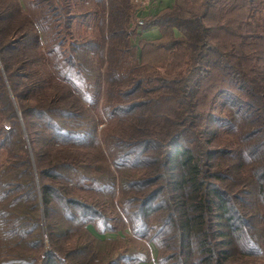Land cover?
<instances>
[{"label":"trees","instance_id":"1","mask_svg":"<svg viewBox=\"0 0 264 264\" xmlns=\"http://www.w3.org/2000/svg\"><path fill=\"white\" fill-rule=\"evenodd\" d=\"M79 1L0 0V264L72 263L75 253L46 248L41 202L107 222V199L155 244L159 264L173 254L176 264H225L245 193L248 210L264 212V0H176L156 17L135 15V28L123 0H83L99 10L80 15ZM79 16L99 31L80 50ZM153 22L162 37L136 44ZM223 31L238 40L216 41ZM126 54L138 64L121 73ZM66 218L71 238H106ZM246 245L260 246L248 234Z\"/></svg>","mask_w":264,"mask_h":264},{"label":"rangeland","instance_id":"2","mask_svg":"<svg viewBox=\"0 0 264 264\" xmlns=\"http://www.w3.org/2000/svg\"><path fill=\"white\" fill-rule=\"evenodd\" d=\"M126 6L129 12L130 23L132 22L131 25L133 26V28H135L138 21L135 15H139V12L141 10H139L136 4H134L131 0H123L122 4L119 6V9L127 12ZM97 7L98 6L94 5L93 1L89 4V1L82 0L77 2V5L75 6L73 11L80 15V13H83L85 10L97 11L99 10L97 9ZM257 18L259 21H261V24H264V10L261 13L257 14ZM72 21V23H74V41L77 42L76 45L79 47V50L83 48L87 40L94 37L99 38V31H97L96 28L97 20L94 16L82 18H80L79 16L77 18H74ZM232 29L235 31V28ZM216 35L217 36H215L214 39L224 44H230V41L238 40L237 38H233V36L225 33V31H223V33L216 32ZM134 41L139 45V42H137V40ZM135 51L136 46L133 49V52ZM133 60L134 59L131 58L130 54H126L123 65L119 67L120 72H126L128 69V65L131 66L138 64L137 61ZM104 87L105 81L103 76V90L105 89ZM206 102H208V98H206ZM103 104L104 101L102 97L97 103L98 109H94L98 113L97 115H99L97 116V118L103 117L104 119L103 123L95 133L97 134V136L100 135L101 130H105L104 126L107 125L108 121L106 118L108 117V113L106 110L104 111ZM21 115L22 114L19 111L18 116L20 118V121L23 123V117H21ZM92 136L93 134L89 136V140L93 138ZM7 156L8 155L6 151H2L0 153V167L6 161ZM95 157L102 160V163L106 165V161H104L99 154H97V156ZM93 159L94 158H92L90 161H92ZM227 162L232 164L234 161L231 159V157H229V159H227ZM81 184L85 185V182L82 181ZM67 187L69 193H86L85 190H79L73 187V185H68ZM117 197L118 192L115 197V202L118 205ZM250 198L253 199L251 195H247L245 193L241 205L247 210V213L239 219H234L235 229L231 231L227 237V240L229 241V258L224 262L225 264H264V212H262L261 210V213H259V210H248L247 201H249ZM108 200L109 199L106 200V203H103L101 205L108 213V218L106 219L107 222H102L103 218L101 217V215L94 214V211L92 212V210H89L87 212L85 219V215L81 211V208H79L77 205L74 206V208H67V206L63 202H57V200L51 201L48 205H45L41 202L43 218L48 216V222L46 225V232L48 234H44L46 248L56 249L59 252L58 255L60 257L63 254L66 255L70 252L75 253L71 255V259L73 260V262L71 263L68 261L69 264H137L139 259L146 261L149 258H152L147 239L135 235L134 231L129 228L127 220L119 215L120 212L118 208L114 207L111 203H109ZM65 208H67L70 212H67ZM45 211L47 213H45ZM72 213L74 214V216L70 215ZM67 216H69V218L76 217L78 219L83 217L85 225L87 223H93L94 226L91 224L93 226L92 228L95 229V231L97 230L98 234L105 235L106 238L103 239L99 235L93 236L88 231H83L82 233H80V237L76 236L71 238V232L64 231L65 228H69L68 231H70V229L74 227L73 224L67 222ZM240 224H242V227L239 226ZM117 231L124 232V238H122L121 236L112 237L109 235L110 233H117ZM247 234L250 235L257 243H259L260 246L254 249H252V247L249 248V246L246 245ZM127 245H130V250L125 252L124 249ZM168 253H174V251L170 249H164L162 251V255L164 256H166V254ZM251 253H253V255ZM256 253L260 254L256 255ZM123 255L128 256L126 258H119ZM173 256L174 257L170 258L169 261L173 262V264H176L178 262L177 256H175V254H173ZM149 264H151V262ZM187 264L193 263L189 262Z\"/></svg>","mask_w":264,"mask_h":264},{"label":"crops","instance_id":"3","mask_svg":"<svg viewBox=\"0 0 264 264\" xmlns=\"http://www.w3.org/2000/svg\"><path fill=\"white\" fill-rule=\"evenodd\" d=\"M176 0H154L152 6L145 11H140L138 17L139 18H152L158 16L163 11L169 10L175 5ZM139 34L136 38L137 42L139 41H150L153 42L154 40L160 39L163 35L162 28L157 23L153 22L149 24L147 27L139 28ZM112 237L121 236L124 238V232L117 231V233H110ZM150 251L152 258L148 260H144L141 262H137V264H159L158 263V256L159 252L155 244H149Z\"/></svg>","mask_w":264,"mask_h":264},{"label":"built area","instance_id":"4","mask_svg":"<svg viewBox=\"0 0 264 264\" xmlns=\"http://www.w3.org/2000/svg\"><path fill=\"white\" fill-rule=\"evenodd\" d=\"M139 5V10L145 11L152 6L154 0H133Z\"/></svg>","mask_w":264,"mask_h":264}]
</instances>
